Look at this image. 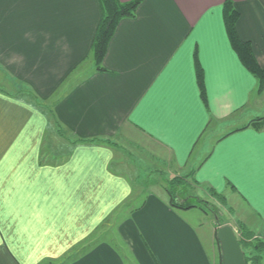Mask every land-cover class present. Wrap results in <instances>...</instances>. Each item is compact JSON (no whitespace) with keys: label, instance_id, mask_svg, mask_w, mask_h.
<instances>
[{"label":"crops","instance_id":"0c3cea01","mask_svg":"<svg viewBox=\"0 0 264 264\" xmlns=\"http://www.w3.org/2000/svg\"><path fill=\"white\" fill-rule=\"evenodd\" d=\"M227 1L264 68V0H143L101 71L91 59L98 0H0V70L52 102L73 140L105 141L48 162L47 114L0 86V264H217L195 211L172 207L153 178L159 166L231 200L264 238V127H248L264 118V94L230 42ZM129 146L145 148L137 163ZM115 215L114 237L93 241Z\"/></svg>","mask_w":264,"mask_h":264},{"label":"rangeland","instance_id":"374dc122","mask_svg":"<svg viewBox=\"0 0 264 264\" xmlns=\"http://www.w3.org/2000/svg\"><path fill=\"white\" fill-rule=\"evenodd\" d=\"M94 63V62H93ZM95 66V65H94ZM83 72V69L79 70L78 73L75 75V77H78ZM13 82L10 83V81L7 79L5 74L0 70V86L3 87L5 91H11L16 93L17 95H20L22 98L27 99L28 102L37 105L38 109L43 111L47 114L48 118L50 119V127L49 132L47 134V138L45 140L44 146H43V152L42 156L45 159H48V162H56L57 160H60L61 158H64L69 149L73 147L75 144H77L73 140L67 132L64 131V129L59 125V123L54 118V114L52 112V102H40L37 99H35L31 93H29L25 88H22V90H18ZM264 94L261 92L258 96H262ZM75 141V142H74ZM95 143H104L105 141H96ZM88 142V141H84ZM118 142H121V140H118ZM78 143H81L80 141ZM111 144V142H109ZM137 148V149H136ZM127 151V150H126ZM145 151V148H142V146L139 147H133L129 146L128 148V155L129 158L132 159V162L137 163L140 156H142V152ZM126 153V154H127ZM157 175H153V178H159V175L162 176V183L166 186L167 193H173L172 195H177V201L182 206L189 207L192 206L193 208L188 210H194L195 212L190 213L193 221H197L195 223L198 228L200 229V233L202 238L204 239V242L207 246L212 245V250L215 255V261L216 263H220L221 261V249L220 244L217 241L216 235H217V221H220L221 225H229L231 226L238 238V240H241L244 238V241H249L250 243H264V238H259L256 234H254L252 231H250L247 228V225H245L244 220L240 213H238L237 206H233L234 204L232 201L224 197L223 195L217 193L215 190L208 189L205 191L199 185L193 180L192 175L189 172H173L171 174L164 172L162 167L156 168ZM167 170V169H166ZM163 171V172H162ZM164 173V174H163ZM191 175V176H190ZM152 177V176H151ZM147 178V182H151L152 178ZM187 179V184L185 185H178L180 179ZM141 181H136L137 184H145L146 179L141 177ZM174 183V185H172ZM181 210V209H179ZM186 210V209H185ZM118 216L115 215L114 217H111L98 231L97 234L92 238L93 241L97 240L100 237H106L107 233H109L107 238H113L115 230H114V223L115 219ZM241 227H245L244 230H241ZM247 229V231H245ZM244 232V234H243ZM106 235V236H105ZM245 238H248L246 240ZM211 239V244H210ZM92 241L87 242L90 243ZM248 242V243H249ZM264 246V245H262ZM81 248V247H80ZM79 248V249H80ZM83 248V247H82ZM77 249V250H79ZM243 252L245 253V256L248 259H252L254 256L258 255L256 250L254 248L242 247ZM71 255H68L65 259L61 260L58 263H51V264H65ZM263 260L262 263L264 264V251L262 252ZM251 264V263H250Z\"/></svg>","mask_w":264,"mask_h":264},{"label":"trees","instance_id":"16d2710c","mask_svg":"<svg viewBox=\"0 0 264 264\" xmlns=\"http://www.w3.org/2000/svg\"><path fill=\"white\" fill-rule=\"evenodd\" d=\"M102 9V17L100 23L98 25L95 37L93 39L92 47H91V59L94 62L96 71L102 70V64L106 57L109 44L115 34V31L120 24L121 21L125 19L134 18L137 12L139 5L142 3L143 0H134L130 3H121L119 0H98ZM239 20V13L235 10L233 3L231 1H227L224 4V21L226 30L230 39V42L236 51L241 63L244 67L250 71L258 80H259V89L258 93L260 94L264 90V68L260 67L255 56L253 53V49L250 42L243 41L237 32V22ZM197 82L201 92L202 99L206 104V92L204 87V77L203 71L199 64L197 63ZM255 127V128H263L264 127V118H258L253 120L248 127ZM81 143H95V141H80ZM187 179L183 178L180 179L178 185H185ZM174 185V183H172ZM173 193H169L168 196L170 199V204L172 207L182 210H188L193 208L192 206L185 207L182 206L177 201V195H172ZM245 227H241V230H244ZM247 231V229H245ZM244 234V232H243ZM248 240V238H245ZM249 241H244V238L239 240L241 248L243 246L252 247L256 250L258 255L254 256L252 259H248L245 256L247 264H263V256L262 252L264 251V243H248ZM222 264V261L220 263Z\"/></svg>","mask_w":264,"mask_h":264},{"label":"water","instance_id":"95a60500","mask_svg":"<svg viewBox=\"0 0 264 264\" xmlns=\"http://www.w3.org/2000/svg\"><path fill=\"white\" fill-rule=\"evenodd\" d=\"M217 226L216 238L220 244L222 264H247L234 229L229 225H221L220 221H217Z\"/></svg>","mask_w":264,"mask_h":264}]
</instances>
